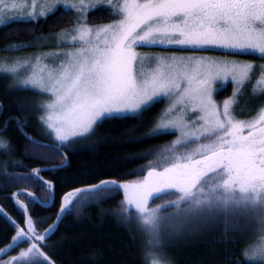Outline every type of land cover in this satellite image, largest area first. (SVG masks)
I'll use <instances>...</instances> for the list:
<instances>
[{
  "label": "snow or ice",
  "instance_id": "snow-or-ice-1",
  "mask_svg": "<svg viewBox=\"0 0 264 264\" xmlns=\"http://www.w3.org/2000/svg\"><path fill=\"white\" fill-rule=\"evenodd\" d=\"M105 5L116 17L112 23L94 27L77 23L71 42H78L79 47L62 53L65 59L57 67L25 80L26 86L40 94L52 95L42 105L46 115L40 117L41 122L58 141L59 150L74 142L73 138L91 133L106 118H139L166 98L169 107L150 135L179 130V136L155 154L146 178L123 185L101 182L70 191L62 198L61 215L104 198L102 193L122 191L128 207L121 215L136 219L148 236L150 264H162L154 246L173 217L187 220L238 208L264 218V109L248 121H239L231 111L232 100L218 106L212 95L213 82L221 78L232 76L242 86L252 66L160 57L148 65L135 51L136 47L162 45L253 53L264 59V0H43L40 4L38 0H17L14 6L31 8L29 20L45 18L57 7H69L79 14V21L88 11ZM8 22L0 19V24ZM40 61L37 57V65ZM6 71L15 73L17 69ZM0 147L6 145L0 141ZM48 188L52 190L51 185ZM167 196L174 199L149 206L150 199ZM17 206L24 210L23 205ZM170 210L169 216L163 215ZM27 225L17 229L12 244L0 256L20 242H32L31 247L2 264H34L40 257L47 264L48 258L40 251L46 235L36 232L31 219ZM245 255L264 262V248Z\"/></svg>",
  "mask_w": 264,
  "mask_h": 264
},
{
  "label": "trees",
  "instance_id": "trees-1",
  "mask_svg": "<svg viewBox=\"0 0 264 264\" xmlns=\"http://www.w3.org/2000/svg\"><path fill=\"white\" fill-rule=\"evenodd\" d=\"M107 9L100 7L90 12L89 23L100 25L116 19ZM74 19L75 12L58 8L45 18L1 26L0 54L9 52V46L30 52L32 47L42 44L36 38L70 27ZM234 55L249 63H264L258 54ZM41 97L33 89L13 86L10 76L0 73V141L6 145L0 147V206L6 213L0 214V251L8 249L17 229L26 228L31 219L36 232L46 235L40 242V251L51 260L47 264H150L148 255L152 249L148 236L140 230L136 219L121 215L128 207L123 203L122 191L102 193L104 198L84 203L64 215L60 209L62 198L75 189L101 182L123 185L146 178L147 166L155 154L177 140L175 133L150 135L164 102L158 101L139 118H106L91 133L74 138V142L57 150L58 141L40 120ZM249 101L252 104H246L248 109L244 110L250 114L242 116L245 120L264 108V91H257ZM48 185L52 186L51 191ZM170 199L174 197L150 199L149 206L163 205ZM18 204L24 206L23 211ZM171 211L163 215L167 217ZM129 216L134 217L135 213L129 210ZM204 216L210 221L224 219L228 226L218 222L214 226L195 227L193 231L188 229L191 225H185L176 235L169 226L184 219H169L165 235L154 246L162 264H264L245 255L255 252L264 241V218L238 208L226 214ZM237 224L251 229L236 230ZM255 228L260 230L256 232ZM186 230L193 232L188 234ZM31 243L20 242L4 258L17 257ZM34 264H45L43 257Z\"/></svg>",
  "mask_w": 264,
  "mask_h": 264
},
{
  "label": "rangeland",
  "instance_id": "rangeland-1",
  "mask_svg": "<svg viewBox=\"0 0 264 264\" xmlns=\"http://www.w3.org/2000/svg\"><path fill=\"white\" fill-rule=\"evenodd\" d=\"M16 2L17 0H4L3 3H0V19H6L9 21L8 23L12 21H19V20L29 21V19L27 18L28 13L32 12L33 10L28 7H25L24 9L17 8L14 6ZM40 3H43V0H38V4ZM102 7L108 8L109 6L105 5ZM58 8L70 9L69 7H57V9ZM71 10L75 12V19H74V22L71 24V26L59 32L49 34L48 36L36 38L35 40L37 41V43L38 41L42 43L40 46L32 47V49H30L31 50L30 52L27 50L19 52L18 50L12 49L11 46H9L7 47L9 52L0 54V73L10 76V78L13 80V86L16 85V87H19V88L32 89L31 87H28L25 85L26 79L30 78L33 74H37V75L40 74L42 70L46 73L48 69L57 67L59 63L63 59H65L62 53L74 51L76 47H79L78 42L76 43L71 42V36L75 34L77 23L86 24L89 27H94V26L107 25L114 21L112 20V21H109V22H106L100 25H92L89 23L90 19L92 18L89 14L90 12H92L91 10L86 13V18L79 20V21H78L79 14L74 9H71ZM18 16L21 17V19H16V17ZM89 17L91 18L89 19ZM37 19L39 18H33V20H37ZM6 24H0V27ZM135 51L145 58L144 63L148 65L155 64V60L153 59L155 57L176 58V59L191 58V59H204V60H211V61H231V62H238L241 64L251 65L252 69H251V72L248 74V79L245 80L243 85L240 87L237 86L236 80L232 76H228L227 78H221L213 82L212 95H213L214 101L217 103L218 106H220L222 105L224 101L232 100L233 105L231 107V111L233 112V115L235 116V118L239 121H248V120H245L244 117H242L244 114H250V112H247L248 110H244V109H248V105L246 104H252V102H250L249 99H254L257 91L259 90L264 91V84H261V81L264 80V63H259V64L249 63L243 59L237 58L234 54L227 53L223 50H217V49L191 50V49H180L177 47H165L162 45H155V46L136 47ZM58 53L61 55H57ZM37 57L41 58L39 65H37L36 63ZM10 67H15L17 71L15 73L6 71V69ZM256 69L259 70L257 73H256ZM40 95H42V97L40 99L39 106L42 112L41 115L44 116L46 115V113L44 110H42V105L47 103L52 98V95L51 93H45V94H40ZM162 100L164 101L163 110L159 114L158 118L161 117L165 109L169 107V101L166 98ZM192 115L194 116L195 114H192ZM256 115L257 114L254 113V115L251 117H248V119L250 120ZM125 116H129V115H125ZM175 116L176 114L174 113L172 118H175ZM118 117H123V116H118ZM158 118H157V121L152 131H154L156 128ZM169 132L175 133L176 139L178 138L179 130H172ZM52 136H53V139L55 140L54 135ZM113 214L115 215V213ZM116 217L120 218L119 216H117V214H116ZM198 219L199 221L197 222ZM198 219L194 220L195 222L191 219H187L184 221L177 220L174 222V224H170L169 227L170 229H172V234H176V233L181 232L184 228H186L189 225L191 226L188 227V229L193 228L192 229L193 231L195 227L200 228L203 226H214L218 224V222L224 226H228L225 223L224 219H220L219 221L217 220L210 221L206 219V216H202L201 218H198ZM233 220H237L239 222V220L236 219V217H234ZM238 224L235 225L234 229L243 230V231L251 229L250 227H247L246 225L240 226ZM259 230L260 228L254 229V231L256 232ZM193 231L186 230V233L189 234L190 232H193ZM172 236H175V235H172ZM261 248H264V241L260 245H258L256 250L261 249ZM5 250H2V251H5ZM4 256H7V255L0 256V264H2L3 261H7L11 258V257L4 258ZM249 260H259V259L253 258L249 255Z\"/></svg>",
  "mask_w": 264,
  "mask_h": 264
},
{
  "label": "bare ground",
  "instance_id": "bare-ground-1",
  "mask_svg": "<svg viewBox=\"0 0 264 264\" xmlns=\"http://www.w3.org/2000/svg\"><path fill=\"white\" fill-rule=\"evenodd\" d=\"M1 208V207H0ZM2 209V208H1Z\"/></svg>",
  "mask_w": 264,
  "mask_h": 264
}]
</instances>
